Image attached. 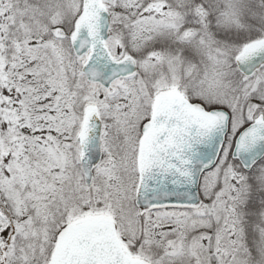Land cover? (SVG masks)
Instances as JSON below:
<instances>
[{"label": "snow or ice", "instance_id": "1", "mask_svg": "<svg viewBox=\"0 0 264 264\" xmlns=\"http://www.w3.org/2000/svg\"><path fill=\"white\" fill-rule=\"evenodd\" d=\"M0 264H264V0H0Z\"/></svg>", "mask_w": 264, "mask_h": 264}]
</instances>
